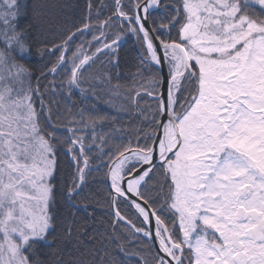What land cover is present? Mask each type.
Listing matches in <instances>:
<instances>
[{"label": "snow or ice", "instance_id": "obj_1", "mask_svg": "<svg viewBox=\"0 0 264 264\" xmlns=\"http://www.w3.org/2000/svg\"><path fill=\"white\" fill-rule=\"evenodd\" d=\"M76 7L0 0V264H264V0Z\"/></svg>", "mask_w": 264, "mask_h": 264}, {"label": "trees", "instance_id": "obj_2", "mask_svg": "<svg viewBox=\"0 0 264 264\" xmlns=\"http://www.w3.org/2000/svg\"><path fill=\"white\" fill-rule=\"evenodd\" d=\"M80 2V0H27V4L29 8H31L33 5H38V13L42 17H47L48 19H51L53 21L64 23L65 21H72L78 19L79 16V9L76 7V5ZM31 17V13H29L28 17H24L20 20L21 25L27 24L29 22V19ZM33 23H36V21H33ZM135 56H136V48L133 44L132 40H126L123 43L122 49H121V69H120V76L119 81L122 84H125L129 82L130 76L129 73L135 71ZM47 59V57H45ZM101 59H104V57H101ZM30 62L33 64L34 67L39 68L41 64L44 62L41 60V58L35 54L30 59ZM115 72L113 73L114 80L113 83L116 82L115 80ZM101 110H103V107H101ZM93 177H96L99 179V176L97 173L92 174ZM90 180L92 177L89 178ZM93 188L96 187V185H92ZM102 187V186H101ZM103 193H101L102 197ZM97 218H106L104 208H103V201L101 199V207L97 208ZM67 253V250H66Z\"/></svg>", "mask_w": 264, "mask_h": 264}, {"label": "rangeland", "instance_id": "obj_3", "mask_svg": "<svg viewBox=\"0 0 264 264\" xmlns=\"http://www.w3.org/2000/svg\"><path fill=\"white\" fill-rule=\"evenodd\" d=\"M94 67H95V66H94ZM100 106H101V107H103V105H102V104H101Z\"/></svg>", "mask_w": 264, "mask_h": 264}]
</instances>
